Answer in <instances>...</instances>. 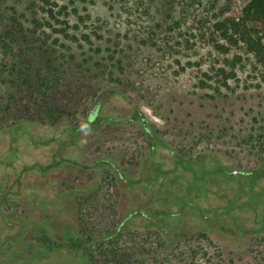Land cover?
Listing matches in <instances>:
<instances>
[{"label":"rangeland","instance_id":"374dc122","mask_svg":"<svg viewBox=\"0 0 264 264\" xmlns=\"http://www.w3.org/2000/svg\"><path fill=\"white\" fill-rule=\"evenodd\" d=\"M247 1L0 0V264H264Z\"/></svg>","mask_w":264,"mask_h":264},{"label":"trees","instance_id":"16d2710c","mask_svg":"<svg viewBox=\"0 0 264 264\" xmlns=\"http://www.w3.org/2000/svg\"><path fill=\"white\" fill-rule=\"evenodd\" d=\"M215 25L217 31L221 32L222 38L226 40L227 44L234 46L239 45L240 43V48L244 49L245 53L252 54L255 57L256 62L264 69V0H248L242 9L240 17L226 18L218 21ZM61 32L68 36L66 30H61ZM85 37L89 38L87 35H85ZM241 45H243V47ZM219 47L224 52L230 51V48H226L225 45H219ZM140 117L143 122H146L142 116H139L138 119ZM92 120H97L99 123L103 122L102 119H98L97 112L90 113L86 124L90 125ZM107 120L111 121L109 118L105 121ZM146 129L148 130L147 127ZM148 132L150 131L148 130ZM49 167L50 165L42 168V170H46V168L48 169ZM112 167L120 174L121 179L125 181L126 178L119 167L113 164ZM29 169L27 171H29ZM24 172L22 174H24ZM21 176L19 177L20 182H22Z\"/></svg>","mask_w":264,"mask_h":264},{"label":"flooded vegetation","instance_id":"af4514ba","mask_svg":"<svg viewBox=\"0 0 264 264\" xmlns=\"http://www.w3.org/2000/svg\"><path fill=\"white\" fill-rule=\"evenodd\" d=\"M97 117H99V114H97ZM91 122H94L92 120ZM57 139V138H55ZM147 216V215H146ZM149 217V216H147ZM14 248V245L10 242L5 243V241L0 240V257H6L7 255H10L11 257H14L16 254L12 253Z\"/></svg>","mask_w":264,"mask_h":264},{"label":"water","instance_id":"95a60500","mask_svg":"<svg viewBox=\"0 0 264 264\" xmlns=\"http://www.w3.org/2000/svg\"><path fill=\"white\" fill-rule=\"evenodd\" d=\"M100 110V103H96L95 107L93 108L92 112H97V114L99 113Z\"/></svg>","mask_w":264,"mask_h":264}]
</instances>
